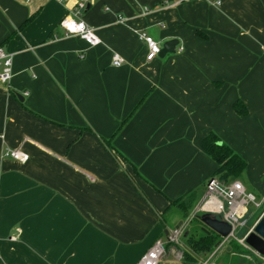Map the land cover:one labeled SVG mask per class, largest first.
<instances>
[{
  "label": "crops",
  "instance_id": "crops-1",
  "mask_svg": "<svg viewBox=\"0 0 264 264\" xmlns=\"http://www.w3.org/2000/svg\"><path fill=\"white\" fill-rule=\"evenodd\" d=\"M78 1L0 0L13 55L0 82V264H137L169 231L185 238L170 202L192 194L185 218L207 212L209 134L264 196V0H88L94 47L60 27ZM138 33L176 52L147 61ZM173 249L158 264H183Z\"/></svg>",
  "mask_w": 264,
  "mask_h": 264
},
{
  "label": "built area",
  "instance_id": "built-area-1",
  "mask_svg": "<svg viewBox=\"0 0 264 264\" xmlns=\"http://www.w3.org/2000/svg\"><path fill=\"white\" fill-rule=\"evenodd\" d=\"M20 1L24 3L29 2V0ZM190 1L192 0H176L175 4L187 3ZM204 1L211 5H220V1L218 0ZM87 5L88 0H79L60 21V27L67 35L76 36L88 46L94 47L100 43V40L96 36L94 29L82 20V15ZM145 12H147V10H145ZM118 22L124 24L125 19L123 17H118ZM138 37L140 40L144 41L147 47L146 60L152 61L157 58L161 47L144 33H138ZM12 58V54L7 53L0 47V82L3 84H8L12 79ZM122 63L123 60L119 55L114 54L112 56L113 67H120ZM1 139H3V136H1ZM3 157L10 158L19 163H25L28 160V155L20 149H6L3 152ZM263 202L264 196L260 202H257L256 197L248 193L244 186L237 180L228 184H222L217 179L213 178L211 182H207L205 196L201 203L202 206L205 207V211H207L204 213H213L220 216L231 226V233L227 238L222 240L217 249H219L227 239L234 236L235 229L239 225V222L249 213L250 205H253L255 209H257ZM183 233L182 228L169 231L165 239H158L152 244L149 250L140 257L137 264H158L159 260L167 253V246L174 247L183 237Z\"/></svg>",
  "mask_w": 264,
  "mask_h": 264
},
{
  "label": "trees",
  "instance_id": "trees-1",
  "mask_svg": "<svg viewBox=\"0 0 264 264\" xmlns=\"http://www.w3.org/2000/svg\"><path fill=\"white\" fill-rule=\"evenodd\" d=\"M27 22L28 20L20 28L25 26ZM197 35L201 38H206L205 35L199 31L197 32ZM233 110L238 116L243 117L247 115V110L240 101H236L233 104ZM124 122H126V120ZM124 122L121 125H123ZM102 142L109 147V150L113 151V148L109 144V140L102 139ZM201 148L217 165V170L212 176L213 178L217 179L222 184H228L231 181L239 180V177L246 168L245 161L225 145L216 135H207L201 142ZM193 201L194 198L191 194L183 199L171 201L170 204L177 206V208L186 215L191 208ZM183 239L186 242L185 245L187 249L182 252V263L196 264L195 255L201 253L204 254L213 250L217 242L220 240V237L209 230L208 232H203L197 239L193 238L190 234ZM235 248L239 250L236 245Z\"/></svg>",
  "mask_w": 264,
  "mask_h": 264
},
{
  "label": "rangeland",
  "instance_id": "rangeland-1",
  "mask_svg": "<svg viewBox=\"0 0 264 264\" xmlns=\"http://www.w3.org/2000/svg\"><path fill=\"white\" fill-rule=\"evenodd\" d=\"M239 181L242 183L248 193H251L256 197L257 202H260L263 199V194L261 192L253 189L252 187H247L249 184L246 185L247 181L244 172L239 177ZM198 204L199 202L197 205ZM263 214L264 202L257 209H255L253 205H250L249 213L239 222V225L235 229L234 236L227 239L219 249H215L216 245L220 243L218 241L213 250L204 254H194L196 256V264H264V256L258 255L244 242L248 234L252 233L256 223ZM199 215H201V213ZM178 220L183 222V226H186V231L188 234H190L195 239L205 232L203 229L204 226L197 218L189 220L188 217L185 218L184 215L181 216L180 213H177L174 214L172 226H174V224H179ZM185 243V240L181 238L179 242L174 245V253L180 256V252L182 253L184 249H187ZM235 245L239 248V250L235 248Z\"/></svg>",
  "mask_w": 264,
  "mask_h": 264
},
{
  "label": "water",
  "instance_id": "water-1",
  "mask_svg": "<svg viewBox=\"0 0 264 264\" xmlns=\"http://www.w3.org/2000/svg\"><path fill=\"white\" fill-rule=\"evenodd\" d=\"M178 46L177 40H170L161 46L158 57L164 58L167 54H174ZM19 97V96H18ZM213 177H210L208 182H211ZM199 222L207 229L217 234L220 238L225 239L231 233V226L228 225L220 216L213 213H202L196 217ZM187 234L184 235L186 237ZM245 244L260 256H264V214L256 223L252 233L244 240Z\"/></svg>",
  "mask_w": 264,
  "mask_h": 264
},
{
  "label": "flooded vegetation",
  "instance_id": "flooded-vegetation-1",
  "mask_svg": "<svg viewBox=\"0 0 264 264\" xmlns=\"http://www.w3.org/2000/svg\"><path fill=\"white\" fill-rule=\"evenodd\" d=\"M204 228H205V227H203V229H204ZM208 231H209V230L207 229V232H208ZM205 232H206V231H205ZM222 240H223V239H222V238H220L219 242L221 243V242H222ZM217 243H218V242H217ZM220 243H219V244H220ZM219 244H218V245H216V248H215V249H217V248H218Z\"/></svg>",
  "mask_w": 264,
  "mask_h": 264
}]
</instances>
